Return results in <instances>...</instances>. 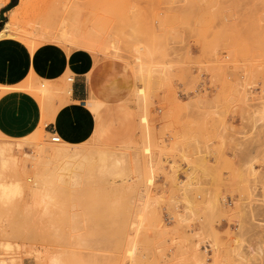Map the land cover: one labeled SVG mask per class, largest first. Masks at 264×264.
Masks as SVG:
<instances>
[{
	"label": "rangeland",
	"instance_id": "obj_1",
	"mask_svg": "<svg viewBox=\"0 0 264 264\" xmlns=\"http://www.w3.org/2000/svg\"><path fill=\"white\" fill-rule=\"evenodd\" d=\"M33 3L0 37L126 65L137 127L122 144L53 142L45 116L25 138L0 133V190H23L0 198V264H264V0ZM69 96L35 97L47 115Z\"/></svg>",
	"mask_w": 264,
	"mask_h": 264
},
{
	"label": "crops",
	"instance_id": "obj_2",
	"mask_svg": "<svg viewBox=\"0 0 264 264\" xmlns=\"http://www.w3.org/2000/svg\"><path fill=\"white\" fill-rule=\"evenodd\" d=\"M8 12L14 7L7 4ZM0 12V18L6 14ZM3 23L0 21V30ZM0 37V133L25 138L40 129L62 135L70 142H89L99 137L111 144H122L137 127L134 109L127 105L135 80L130 69L95 62L91 54L67 50L53 44L32 52L23 42ZM15 38V37H14ZM17 39V38H16ZM69 73L71 95L50 114H44L39 100L18 89L29 78L56 86ZM92 102L97 110L89 106ZM125 102V104H124ZM60 137V136H59Z\"/></svg>",
	"mask_w": 264,
	"mask_h": 264
},
{
	"label": "bare ground",
	"instance_id": "obj_3",
	"mask_svg": "<svg viewBox=\"0 0 264 264\" xmlns=\"http://www.w3.org/2000/svg\"><path fill=\"white\" fill-rule=\"evenodd\" d=\"M36 1H38V0H20V5L19 6H16V7H14V8H12L11 10H9L8 12H7V21L5 22V24H4V28L0 31V35L2 34H4V29H6L7 27H9L11 24H13V25H16V26H18V28H26L27 26H29V23H27V24H23L22 23V21L23 20H25L29 15H30V13H32V11L33 10H35L34 8H33V5H32V3L33 2H36ZM39 1H42V4H49L50 5V7H49V10L51 11V12H55V13H57V14H59V15H63L64 13H66V12H68L69 11V9H68V7L67 6H65V5H61L59 8H55V6L56 5H59V3L58 2H62L63 0H39ZM7 2H5V3H2L1 5H2V7H6L7 6ZM33 4H35V3H33ZM43 9H45V8H43ZM42 8H41V10H43ZM39 10H40V8H39ZM40 12V11H39ZM28 20V19H27ZM25 22V21H24ZM21 28V29H22ZM55 28H57V29H59L60 28V25L57 23L56 24V26H55ZM24 30V29H23ZM72 80V78H69V81H71ZM70 84H68V83H65V82H61V84H60V87H58L56 90H50V88L49 87H46L44 84H41V87H38V88H36V94H33L34 96H37L38 98H44V97H49V96H51V95H60V92L62 91V90H65V92L68 94V95H71V89H70ZM51 92H54L53 94H51ZM94 104L92 103V102H89V106L90 107H92ZM254 143V142H253ZM64 146H65V143L63 144V146H62V150L64 149ZM114 165L117 167V161L114 163ZM114 166V167H115ZM255 182V181H254ZM255 186V185H254ZM257 186V185H256ZM250 187V186H249ZM251 188V187H250ZM249 190V189H248ZM255 190V189H254ZM21 192H23V190H22V188L20 187V185L19 186H17V187H14V188H4V187H2V189L0 190V198L4 201V200H9L10 198H11V196L13 195V194H17V193H21ZM250 192V191H249ZM254 192V191H253ZM27 195H29V198H28V200H27V204L28 205H33V206H44V205H46V198L45 197H43V196H39V195H30V194H28L27 193ZM249 195V194H248ZM254 195H256V194H254ZM258 195H260V194H258ZM252 196V195H251ZM257 196V195H256ZM253 197V196H252ZM252 197L250 198V200L252 199ZM257 198V197H256ZM254 200H256V199H254ZM252 201V200H251ZM250 202V201H249ZM253 202V201H252ZM258 204H257V203ZM253 203H255V204H257V205H260L259 203L260 202H258V199H257V201H254ZM262 203V202H261ZM254 204V206H253V209H256L258 206H256ZM263 204V203H262ZM253 205V204H252ZM264 205V204H263ZM262 205V206H263ZM247 207H249V206H247ZM259 207H261V206H259ZM261 210H263L262 208H260ZM248 210V209H247ZM252 211V210H251ZM249 212H250V209H249ZM253 212V211H252ZM251 212V213H252ZM255 212H253V214H254ZM257 213V212H256ZM260 213V212H259ZM263 213V212H262ZM258 214V213H257ZM259 215V214H258ZM261 215V214H260ZM254 216V215H253ZM252 216V217H253ZM254 218H255V220H256V215L254 216ZM264 217H262V219H263ZM250 220V219H249ZM260 221H261V218H260ZM262 222H263V220H262ZM262 222H259V223H261V227H262ZM264 223V222H263ZM254 225V224H253ZM257 226V225H256ZM259 226V227H260ZM263 228H264V225H263ZM255 232V231H254ZM262 232V231H261ZM257 237V236H256ZM259 237H261V236H259ZM256 239V238H255ZM257 242V241H256ZM259 242V241H258ZM264 242V241H263ZM260 251V250H259ZM256 253V252H255ZM39 254H41L40 252H39ZM43 256V255H42ZM262 258H260V260H261ZM263 261V260H262ZM261 261V262H262ZM44 262L46 263V264H64L63 263V260H62V257L61 256H58V255H56V254H51V253H46V255H45V260H44ZM202 262V261H201ZM253 262V261H252ZM257 262V261H256ZM204 263H205V261H204ZM258 264V263H257Z\"/></svg>",
	"mask_w": 264,
	"mask_h": 264
},
{
	"label": "built area",
	"instance_id": "obj_4",
	"mask_svg": "<svg viewBox=\"0 0 264 264\" xmlns=\"http://www.w3.org/2000/svg\"><path fill=\"white\" fill-rule=\"evenodd\" d=\"M51 139H52L53 142H56V143L61 141L60 137L58 135H56L55 133L52 134V138Z\"/></svg>",
	"mask_w": 264,
	"mask_h": 264
},
{
	"label": "water",
	"instance_id": "obj_5",
	"mask_svg": "<svg viewBox=\"0 0 264 264\" xmlns=\"http://www.w3.org/2000/svg\"><path fill=\"white\" fill-rule=\"evenodd\" d=\"M19 0H13V3L16 4Z\"/></svg>",
	"mask_w": 264,
	"mask_h": 264
},
{
	"label": "trees",
	"instance_id": "obj_6",
	"mask_svg": "<svg viewBox=\"0 0 264 264\" xmlns=\"http://www.w3.org/2000/svg\"><path fill=\"white\" fill-rule=\"evenodd\" d=\"M15 6V5H14Z\"/></svg>",
	"mask_w": 264,
	"mask_h": 264
}]
</instances>
